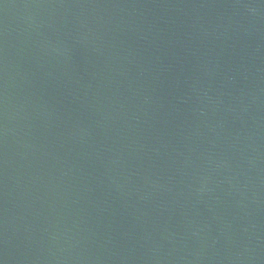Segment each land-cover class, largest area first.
I'll list each match as a JSON object with an SVG mask.
<instances>
[{
    "label": "water",
    "instance_id": "95a60500",
    "mask_svg": "<svg viewBox=\"0 0 264 264\" xmlns=\"http://www.w3.org/2000/svg\"><path fill=\"white\" fill-rule=\"evenodd\" d=\"M0 264H264V0H0Z\"/></svg>",
    "mask_w": 264,
    "mask_h": 264
}]
</instances>
